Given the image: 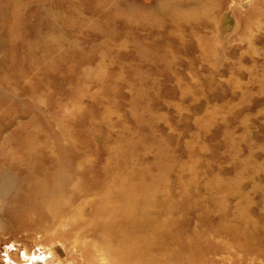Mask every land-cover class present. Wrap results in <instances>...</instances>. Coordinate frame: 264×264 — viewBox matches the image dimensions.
Wrapping results in <instances>:
<instances>
[{
  "label": "rangeland",
  "instance_id": "obj_1",
  "mask_svg": "<svg viewBox=\"0 0 264 264\" xmlns=\"http://www.w3.org/2000/svg\"><path fill=\"white\" fill-rule=\"evenodd\" d=\"M0 164V264H264V0H0Z\"/></svg>",
  "mask_w": 264,
  "mask_h": 264
},
{
  "label": "bare ground",
  "instance_id": "obj_2",
  "mask_svg": "<svg viewBox=\"0 0 264 264\" xmlns=\"http://www.w3.org/2000/svg\"><path fill=\"white\" fill-rule=\"evenodd\" d=\"M11 168H8V167L6 168V166H4L3 164H0V217H1V214L4 212L6 205L9 204L10 201H12L14 199V197L17 196V195H15L17 193L16 189H18L17 184H15L14 180H11V179L7 180V178L4 174L6 170H11ZM37 183L33 187L22 186L21 187V190H22L21 193L27 194L29 191H31L32 192L31 194H34V192H40L42 190H46V191L48 190L47 192L46 191L45 192L47 193V195L51 196L52 194L55 193L56 190H58V188L60 189V186H61V185L59 186L60 183H58L56 181V179H52V178H50V180H48V186H46V188H45V186H42V184L40 182H37ZM7 191L9 193L8 196H6ZM17 198L18 197H16L14 199L15 202L17 201ZM36 199L38 201H36L35 205L42 207L45 210V212L50 213L51 214V221L53 223H58L60 225L64 224L67 227V223L65 224V221L67 218L64 215L66 214L67 211L71 210L70 209L71 206L69 203L64 201L63 202L64 204L59 205V204H55V203H44L41 200H39L38 197H36ZM55 208H57V209L61 208L60 210L63 211L64 215L61 213H58L60 210L58 212L56 211L58 213L56 215V213L54 211ZM63 219H64V221H63ZM0 228H1V221H0ZM8 256L9 255L7 254L6 255L7 260L10 262L11 258H9ZM25 256H27L26 253H25Z\"/></svg>",
  "mask_w": 264,
  "mask_h": 264
}]
</instances>
